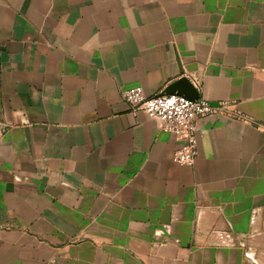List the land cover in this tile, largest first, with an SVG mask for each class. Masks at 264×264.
Returning a JSON list of instances; mask_svg holds the SVG:
<instances>
[{
  "label": "crops",
  "instance_id": "0c3cea01",
  "mask_svg": "<svg viewBox=\"0 0 264 264\" xmlns=\"http://www.w3.org/2000/svg\"><path fill=\"white\" fill-rule=\"evenodd\" d=\"M225 106L181 142L121 93ZM0 264H264V0H0Z\"/></svg>",
  "mask_w": 264,
  "mask_h": 264
},
{
  "label": "built area",
  "instance_id": "2783aa9c",
  "mask_svg": "<svg viewBox=\"0 0 264 264\" xmlns=\"http://www.w3.org/2000/svg\"><path fill=\"white\" fill-rule=\"evenodd\" d=\"M121 97L126 104L158 122L163 132L181 142L172 157L173 162L181 166L191 167L196 162L199 121L218 111H226L225 106L214 107L202 98L193 101L182 95L162 93L148 96L142 87L124 90Z\"/></svg>",
  "mask_w": 264,
  "mask_h": 264
},
{
  "label": "water",
  "instance_id": "95a60500",
  "mask_svg": "<svg viewBox=\"0 0 264 264\" xmlns=\"http://www.w3.org/2000/svg\"><path fill=\"white\" fill-rule=\"evenodd\" d=\"M162 94H178L185 96L186 98L196 101L200 99L199 93L194 85L187 79L183 78L174 83L166 92ZM214 107H218V104L211 103Z\"/></svg>",
  "mask_w": 264,
  "mask_h": 264
}]
</instances>
